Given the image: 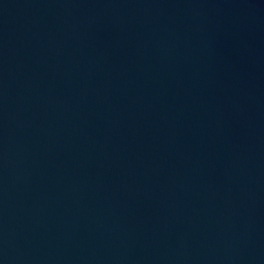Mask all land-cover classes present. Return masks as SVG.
I'll list each match as a JSON object with an SVG mask.
<instances>
[{"label":"water","instance_id":"water-1","mask_svg":"<svg viewBox=\"0 0 264 264\" xmlns=\"http://www.w3.org/2000/svg\"><path fill=\"white\" fill-rule=\"evenodd\" d=\"M0 264H264V0H0Z\"/></svg>","mask_w":264,"mask_h":264}]
</instances>
